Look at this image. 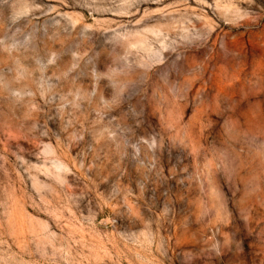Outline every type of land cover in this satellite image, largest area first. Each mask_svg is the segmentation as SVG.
I'll use <instances>...</instances> for the list:
<instances>
[{
    "label": "rangeland",
    "instance_id": "obj_1",
    "mask_svg": "<svg viewBox=\"0 0 264 264\" xmlns=\"http://www.w3.org/2000/svg\"><path fill=\"white\" fill-rule=\"evenodd\" d=\"M0 264H264V0H0Z\"/></svg>",
    "mask_w": 264,
    "mask_h": 264
}]
</instances>
